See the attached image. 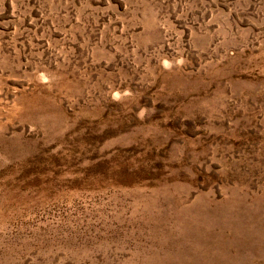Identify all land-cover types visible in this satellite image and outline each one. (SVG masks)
<instances>
[{"label":"rangeland","instance_id":"1","mask_svg":"<svg viewBox=\"0 0 264 264\" xmlns=\"http://www.w3.org/2000/svg\"><path fill=\"white\" fill-rule=\"evenodd\" d=\"M0 264H264V0H0Z\"/></svg>","mask_w":264,"mask_h":264}]
</instances>
